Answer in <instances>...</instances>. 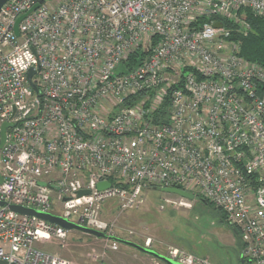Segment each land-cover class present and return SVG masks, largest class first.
<instances>
[{"label":"built area","instance_id":"obj_1","mask_svg":"<svg viewBox=\"0 0 264 264\" xmlns=\"http://www.w3.org/2000/svg\"><path fill=\"white\" fill-rule=\"evenodd\" d=\"M244 9L264 16V0L2 6L0 138L3 124L11 126L0 148V259L68 264L37 243L69 230L12 204L107 233L98 218L103 203L118 197L124 207L138 205L149 185L206 199L238 231L242 259L264 264V67L243 58L233 38L234 29L248 27ZM137 52L138 63L128 65ZM106 180L111 186L98 189ZM82 189L90 193L79 196ZM168 256L215 264L177 248Z\"/></svg>","mask_w":264,"mask_h":264},{"label":"rangeland","instance_id":"obj_2","mask_svg":"<svg viewBox=\"0 0 264 264\" xmlns=\"http://www.w3.org/2000/svg\"><path fill=\"white\" fill-rule=\"evenodd\" d=\"M126 187L130 191L133 185L129 183ZM54 195V211L62 213L58 195ZM142 196V203L130 207H124L118 197L103 203L98 218L107 225V234L132 240L165 255L177 248L209 258L215 264H242L240 235L234 233L223 212L213 204L196 197L186 200L190 206H183L178 195L149 185L143 186ZM109 244L108 239L72 230L64 239L44 237L37 246L68 264L160 263L138 250L121 244L113 250Z\"/></svg>","mask_w":264,"mask_h":264},{"label":"water","instance_id":"obj_3","mask_svg":"<svg viewBox=\"0 0 264 264\" xmlns=\"http://www.w3.org/2000/svg\"><path fill=\"white\" fill-rule=\"evenodd\" d=\"M8 0H0V11L2 6L7 2ZM38 5H36L35 7H33L32 10H34L35 8H37ZM27 14H24L22 16H20L16 22L15 25V32L16 34H19V29H18V25L20 23V21L26 16ZM216 27H221L222 26V22H217L215 24ZM35 70L34 68H31L28 71V77L29 80L31 81L32 76L34 75ZM11 126L10 123H4L2 126V130H1V138H0V148L3 145L5 138H6V129L7 127ZM3 182V178L0 175V183ZM42 185H46L45 182H41ZM111 186V182H109L108 180L106 181H101L97 184L98 189L103 190L106 188H109ZM155 190L160 189V191L164 192V193H169V194H175V195H179L181 197L187 198L189 200H194L195 199V195L193 193L184 191L182 189H179L177 187H154ZM90 191L89 189H82L79 191V196H83V195H87L89 194ZM4 204L3 202H0V205ZM10 208L15 211L18 212L20 214H25V215H33V216H37L41 219H44L46 221L55 223L63 228H65L66 230L72 231V230H76V231H80L89 235H93L97 238H104V239H110L113 241H116L118 243H120L121 245H125V246H129L132 247L144 254L150 255L151 257L157 259L160 263L162 264H181L180 262L174 260L173 258L169 257L168 255H165L163 253H160L156 250H154L151 247L148 246H144L141 245L137 242H134L132 240L129 239H124V238H120L114 235H109L107 233H105L104 231L92 228V227H88L85 225H81L75 221L69 220L66 217H62L60 215L51 213V212H43L40 210H37L35 208H29V207H25V206H21V205H16V204H12L10 205ZM242 264L245 263L244 259L241 260ZM0 264H8L7 261L0 259ZM16 264V263H13Z\"/></svg>","mask_w":264,"mask_h":264},{"label":"trees","instance_id":"obj_4","mask_svg":"<svg viewBox=\"0 0 264 264\" xmlns=\"http://www.w3.org/2000/svg\"><path fill=\"white\" fill-rule=\"evenodd\" d=\"M241 18H243L246 21L248 27L246 30H239V29L233 30V38L240 42L241 47L239 54L246 60L257 63L262 67H264V16L256 15L251 10L244 9L241 11ZM224 23L228 27L231 26L226 20H224ZM139 55L141 54L138 52L135 55H131L129 58L128 65L131 66L137 64ZM167 105H168V98L163 102L162 105V108L164 109L163 112L164 111L166 112ZM197 198L200 201L209 204V202L206 199L202 197H197ZM233 230L238 234V231L235 228H233Z\"/></svg>","mask_w":264,"mask_h":264},{"label":"crops","instance_id":"obj_5","mask_svg":"<svg viewBox=\"0 0 264 264\" xmlns=\"http://www.w3.org/2000/svg\"><path fill=\"white\" fill-rule=\"evenodd\" d=\"M234 233H236L235 231H234ZM237 234V233H236ZM238 235V234H237ZM101 239H103V238H101ZM123 246H125V245H123ZM125 247H129V246H125ZM129 248H132V247H129ZM132 249H134V248H132ZM136 250V249H135ZM144 254V253H143ZM147 255V254H146ZM240 255H241V253H240Z\"/></svg>","mask_w":264,"mask_h":264},{"label":"bare ground","instance_id":"obj_6","mask_svg":"<svg viewBox=\"0 0 264 264\" xmlns=\"http://www.w3.org/2000/svg\"><path fill=\"white\" fill-rule=\"evenodd\" d=\"M160 264V263H159Z\"/></svg>","mask_w":264,"mask_h":264}]
</instances>
